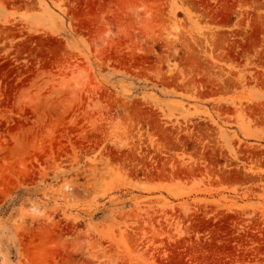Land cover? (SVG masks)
Returning a JSON list of instances; mask_svg holds the SVG:
<instances>
[{"label":"rangeland","instance_id":"1","mask_svg":"<svg viewBox=\"0 0 264 264\" xmlns=\"http://www.w3.org/2000/svg\"><path fill=\"white\" fill-rule=\"evenodd\" d=\"M0 264H264V0H0Z\"/></svg>","mask_w":264,"mask_h":264}]
</instances>
